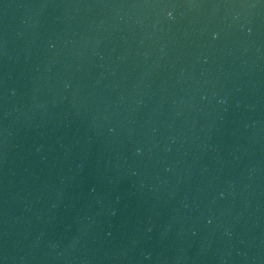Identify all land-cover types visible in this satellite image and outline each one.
<instances>
[{
	"label": "clouds",
	"instance_id": "clouds-1",
	"mask_svg": "<svg viewBox=\"0 0 264 264\" xmlns=\"http://www.w3.org/2000/svg\"><path fill=\"white\" fill-rule=\"evenodd\" d=\"M169 15H171V13H169Z\"/></svg>",
	"mask_w": 264,
	"mask_h": 264
}]
</instances>
